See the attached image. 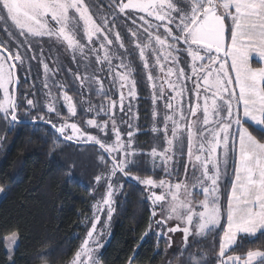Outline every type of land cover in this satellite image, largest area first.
<instances>
[{
  "label": "snow or ice",
  "instance_id": "obj_1",
  "mask_svg": "<svg viewBox=\"0 0 264 264\" xmlns=\"http://www.w3.org/2000/svg\"><path fill=\"white\" fill-rule=\"evenodd\" d=\"M106 7L0 0V30L13 42L0 41V121L7 130L24 123L23 107L30 123L58 134L52 151L63 141L97 153L86 234L69 260L55 264H101L125 182L142 186L158 239L171 247L167 234L183 233L176 264H264V242L239 250L264 237V136L254 134L264 133V0H107ZM32 61L43 69L42 99L29 84ZM138 85L151 90L156 136L147 152L133 125ZM142 158L149 174H134L144 170ZM19 235L0 237L10 264ZM190 237L211 238L210 249H194ZM51 255L42 253L40 264H53Z\"/></svg>",
  "mask_w": 264,
  "mask_h": 264
},
{
  "label": "trees",
  "instance_id": "obj_2",
  "mask_svg": "<svg viewBox=\"0 0 264 264\" xmlns=\"http://www.w3.org/2000/svg\"><path fill=\"white\" fill-rule=\"evenodd\" d=\"M89 1L97 5L99 11H108L107 0ZM66 80L71 82L69 77ZM34 83L37 98L42 99L39 84ZM29 84H23V88L28 89ZM137 92V143L147 152L153 139L150 130L152 104L148 88L138 85ZM70 94L79 101L78 95ZM20 116L24 123L10 130L11 145L0 160V187L4 188L0 193V237L11 230H19L15 264H40L39 257L44 252L52 253L53 264L60 258L69 260L86 234L81 223L82 213L90 215L94 202L90 193L99 172L96 150L90 145L61 141V147L52 151L58 134L47 124L30 123L31 116H24L23 107ZM2 132L0 121V136ZM254 134L264 136L255 131ZM143 159L146 158H142L144 170H134V174H149ZM152 227L150 203L139 186L127 182L117 201L114 234L101 256V263L129 264L131 260V264H164L165 243L151 234ZM145 233L148 234L145 236ZM262 242L264 237L258 234L252 243L245 240L239 250L259 246ZM210 245L211 238L193 243V248L210 249ZM175 256H172L174 264ZM8 262L4 244L0 242V264Z\"/></svg>",
  "mask_w": 264,
  "mask_h": 264
},
{
  "label": "rangeland",
  "instance_id": "obj_3",
  "mask_svg": "<svg viewBox=\"0 0 264 264\" xmlns=\"http://www.w3.org/2000/svg\"><path fill=\"white\" fill-rule=\"evenodd\" d=\"M89 2L92 3L91 1H89ZM94 10H98V9H94ZM20 39H23V38H20ZM0 41H8L9 42V45H11L13 43L11 40H9V37L7 36V34L4 33L2 30H0ZM45 47H46V52H47L48 46H45ZM56 56H57V53L53 50L51 52V54L47 56L46 62L49 63L50 66H54V61L56 60ZM257 59H258L257 57L253 56V64L254 65L257 63ZM61 61L64 63V65L66 67H73V68L75 67V65L71 63L70 58H68L66 56H62L61 57ZM31 63L33 64V69H32V74H31V77L29 79V82L31 84V83L37 81L38 84H39V87L41 88L40 79H42L43 69H42V67L36 61H32ZM37 73H40V79H37L36 78ZM63 76H64L65 79H67V77H69L71 79L70 74H68L67 72H64L63 73ZM148 91H149V97H150V100H151V90L148 89ZM138 99H139V96H138V98H137L136 101H133L134 114H137V115H138ZM74 100H75V98H74ZM92 100L95 103V100H98V98H96L95 96H92ZM75 101H77V100H75ZM160 108H161V110H163L162 104L160 105ZM79 111H80V105L78 103V112ZM151 111H152V106H151ZM65 114H66V110H65ZM133 125H134V128H137L138 127V119H136V120L133 121ZM122 127H126V126H122ZM1 128L3 129V132H2V134H1L0 137H3V139L0 140V160L3 158L5 152L10 148L11 139H10L9 132L12 129L11 128L10 130H7L6 127H5V125H4V123H3V121H1ZM151 128H152V121H151ZM151 128H150V130H151ZM151 133H152V136H153V139H152V146H153L154 141H155L156 134H154L152 131H151ZM138 134H139V131L137 132V135ZM137 135H136V144L138 146V143H137ZM84 146H87V145H84ZM126 183L127 182H125V184ZM131 183H134L135 185H137L135 182H131ZM125 184H124V187H125ZM137 186H139V185H137ZM139 187L142 189V186H139ZM123 190H124V188H123ZM120 195L121 194H119L116 197V205H117V201H118V198L120 197ZM91 214H92V208H91V213H90L89 216H91ZM104 219H105V217L102 215L101 216V220L103 221ZM171 226H174V222H169L166 227H171ZM88 227L90 228V222L88 224ZM114 227H115V213L113 215V218H112V221L110 223V226L106 230V234H105V236L103 238V240H104V247L100 250V253H99L100 260H101V256H102L104 250L106 249V247L109 244L111 238L113 237ZM166 227H165V230H166ZM160 230H161L160 229V226H158L155 223V220L153 219V227H152V230H151V234H155V233L159 232ZM167 236L171 238V247H168V245H167V238L166 237L165 238H160V239H163L164 240V243H165V251L164 252H165V255H166V261H165L164 264H169V262H171V264H174L173 263V257L172 256L175 255V254H177L178 251L181 250L184 247L183 233H181V232H177L175 234L168 233ZM189 242L190 243H193V238L192 237L189 238ZM18 244H19V238H18V241H17L16 249L18 247ZM15 252H16V250H15ZM14 255H15V253H14ZM8 264H10V262H8Z\"/></svg>",
  "mask_w": 264,
  "mask_h": 264
}]
</instances>
